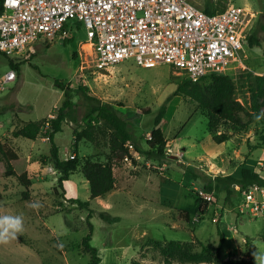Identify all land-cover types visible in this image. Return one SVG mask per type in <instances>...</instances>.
<instances>
[{"label":"rangeland","instance_id":"1","mask_svg":"<svg viewBox=\"0 0 264 264\" xmlns=\"http://www.w3.org/2000/svg\"><path fill=\"white\" fill-rule=\"evenodd\" d=\"M194 3L201 9L212 5L222 10L234 5L252 12L254 19L249 34H256L260 45L251 47L247 42L243 59L246 68L240 63L224 72L234 82L238 101L251 112L250 84L255 76L264 75V31L261 29L264 0H195ZM65 32V36L60 34L52 41L40 39L20 55L0 54V77L12 69L10 60L18 66L14 69L17 79L0 92V133L9 129L13 135L22 122L40 121L56 114L67 92L75 104L71 114L77 122L72 118L66 120L63 130L55 136V144L61 160L71 159L75 154L73 131L82 124L87 110L81 96L82 86L88 88V95L112 105L127 120L129 133L140 143V152L129 147V161L115 164L117 190L91 200L81 167L60 186L61 173L49 160L48 139L38 140L41 155L38 166L27 159L31 141L19 138L20 159L14 163V170L17 174L28 172L32 180L31 196L23 200L26 188L17 176L6 175L7 164L0 156L1 215L24 217V231L18 239L0 244V264H89L91 254L77 245L90 234V223L93 226L91 245L98 250L99 264H164L159 243L199 240L218 244V227L225 240L217 264H225L227 260L247 264L253 251L264 253L261 239L264 213L249 217L241 214L246 207L242 190L233 185L230 199L225 194L217 198L209 196L204 193L203 184L180 167L184 163L198 174L241 177L242 166L264 178V149L259 147L264 119L245 131H236L230 123H223L219 133L233 137L226 143L215 144L209 133L208 118L198 105L187 97L174 96L177 84L187 79L184 72L168 64L145 68L134 60L98 68L83 24L70 22ZM57 82L63 84L64 91ZM202 83L208 85L209 80ZM164 105L167 113L162 129L167 139L164 152L167 157L150 153L147 145L155 128L154 120ZM259 105L261 112L264 111V98L259 100ZM242 119L247 120L244 115ZM42 136L46 137L45 130ZM99 142V146L85 140L79 143L77 155L81 166L87 159L107 161L110 152L107 136H100ZM123 163H128L125 167L130 171L127 182L122 179ZM198 196L209 200L205 215L198 213L195 202ZM71 199L89 202L90 206L82 208ZM34 201L41 204L38 210L29 206ZM181 210L190 211L189 223L180 219ZM102 213L116 220L107 222L101 218ZM174 264L182 263L175 261Z\"/></svg>","mask_w":264,"mask_h":264},{"label":"built area","instance_id":"2","mask_svg":"<svg viewBox=\"0 0 264 264\" xmlns=\"http://www.w3.org/2000/svg\"><path fill=\"white\" fill-rule=\"evenodd\" d=\"M194 1L3 0L0 52L20 55L40 39L65 36L67 24L77 21L89 33L98 68L128 60L145 68L168 64L195 83L235 64L246 68L243 59L252 12L232 5L207 13ZM17 77L13 69L0 77V92ZM56 117L57 113L49 114L43 130L51 129ZM242 194L246 206L242 215L264 213V187L253 185Z\"/></svg>","mask_w":264,"mask_h":264},{"label":"trees","instance_id":"3","mask_svg":"<svg viewBox=\"0 0 264 264\" xmlns=\"http://www.w3.org/2000/svg\"><path fill=\"white\" fill-rule=\"evenodd\" d=\"M3 0H0V6ZM226 9V8H225ZM215 9L212 5L204 8L207 13H216L223 11ZM264 31V24L261 26ZM247 42L251 47L259 46L260 42L256 34H250ZM0 54H3L0 52ZM12 69H18V66L10 60ZM209 80V84L202 82ZM200 82H192L188 78L177 84V90L174 96L187 97L195 102L200 111L207 116L209 122V133L215 144H223L229 141L233 136L225 132L219 133V129L223 123H230L236 131H245L251 124L257 123L253 114L261 112L259 100L264 98V75L255 76L249 88L251 112L247 111L235 96V85L230 76L224 73H212ZM57 86L64 91L63 84L57 82ZM86 87L80 86L82 99L85 100L87 110L82 118V124L78 129L73 131L74 142L73 159L61 160L59 157V148L55 144V136L63 130V123L69 118L77 122L71 114V108L75 105L71 98L65 92L66 99L62 106L56 110L57 117L53 120L51 129L46 130V137L51 143L49 160L55 168L61 173L58 179L59 185L70 180V176L81 167L86 181L90 188V199L103 198L116 188V177L114 175V167L116 163L124 161L130 155L129 145H132L137 152H140L139 142L133 138L128 131V122L121 117L118 112L108 103H103L100 99L88 95ZM167 113V107L164 105L154 120L155 128L150 133V139L147 145L151 149L150 153L156 152L157 155L167 157L164 153L167 148V139L162 129V123ZM244 115L247 120L242 119ZM45 119L35 122H22V125L13 132L14 138H25L36 140L42 136V130ZM260 122V121H259ZM100 136H107L109 156L107 161L102 163L99 161L85 160L81 166L78 159V145L85 140L99 146ZM259 147L264 149V129L259 132ZM139 143V144H138ZM0 156L7 164L6 175L17 176L20 183L26 188L22 194L23 200H29L31 196L32 180L28 172L18 175L13 166V161H18L19 154L12 146L10 140L0 141ZM180 167L195 179L203 184L204 193L217 198L221 194L226 195V199L233 196V185H237L241 190L250 186L258 185L264 187V178L256 171L249 168H243L241 177L232 174L211 176L207 174H198L195 169L184 163H180ZM74 203H78L80 207H89V202H82L79 199H71ZM198 213L205 215L207 212L209 200L198 196L196 198ZM1 215V212H0ZM180 219L186 223L191 221V213L188 210L179 212ZM91 218L89 214L88 219ZM101 218L107 222H114L116 219L111 218L105 213L101 214ZM218 227V224H217ZM91 232L84 238L77 248L91 254L89 264H99L101 258L97 255L98 250L91 245L93 226L90 223ZM218 244H205L199 240L191 243H182L180 241H169L159 243L158 249L163 258L164 264H174L175 261L182 264H217L221 257V251L224 245V236L218 227ZM264 242V233L261 236ZM235 261L227 260L225 264H235ZM141 264V263H134ZM247 264H255L253 256L250 257Z\"/></svg>","mask_w":264,"mask_h":264},{"label":"clouds","instance_id":"4","mask_svg":"<svg viewBox=\"0 0 264 264\" xmlns=\"http://www.w3.org/2000/svg\"><path fill=\"white\" fill-rule=\"evenodd\" d=\"M256 122L264 119V111L259 114H253ZM29 206L38 210L41 207L39 202H31ZM24 231V217L22 214H3L0 215V244H8L12 240L18 239V236ZM252 256L255 264H264V253L253 251Z\"/></svg>","mask_w":264,"mask_h":264},{"label":"crops","instance_id":"5","mask_svg":"<svg viewBox=\"0 0 264 264\" xmlns=\"http://www.w3.org/2000/svg\"><path fill=\"white\" fill-rule=\"evenodd\" d=\"M260 42V41H259ZM42 137V138H41ZM40 139H42V141H46L47 140V137H43V136H40L39 138H37L36 140H29V141H31V144L29 145V151H28V156H27V159L31 162V161H33V162H35L36 163V165H40L41 163V161H40V153H39V148H40V146H39V144H38V140H40ZM6 140H10V142H11V144H12V146L15 148V150L16 151H18L19 150V148L17 147V141L19 140V138H14L13 137V135H12V131H10L9 129L8 130H6L5 132H3L2 134L0 133V141H2V142H5ZM18 153V152H17ZM137 157L138 158H140L141 156L138 154L137 155ZM19 158H20V156H19ZM62 159V158H61ZM28 161V162H29ZM129 161V160H128ZM16 161H13L11 164H12V166H13V168H14V163H15ZM125 165L127 166L128 165V163H123V175H122V179H123V181H125V182H127L128 181V179L130 178V171H127V169H126V167H125ZM28 167V166H27ZM240 168V167H239ZM238 168V169H239ZM244 167H242L241 166V169H240V174H242V169H243ZM116 167L114 168V175H115V177H116ZM16 172V171H15ZM17 173V172H16ZM18 175H21V174H18ZM117 178V177H116ZM122 181V182H123ZM124 183V182H123ZM117 187H118V183H117V179H116V190H117ZM115 190V191H116Z\"/></svg>","mask_w":264,"mask_h":264},{"label":"water","instance_id":"6","mask_svg":"<svg viewBox=\"0 0 264 264\" xmlns=\"http://www.w3.org/2000/svg\"><path fill=\"white\" fill-rule=\"evenodd\" d=\"M174 157H177V156L174 155Z\"/></svg>","mask_w":264,"mask_h":264}]
</instances>
